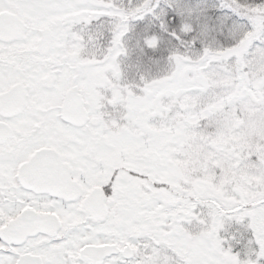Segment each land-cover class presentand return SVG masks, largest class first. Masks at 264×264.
<instances>
[{
  "label": "snow or ice",
  "instance_id": "snow-or-ice-1",
  "mask_svg": "<svg viewBox=\"0 0 264 264\" xmlns=\"http://www.w3.org/2000/svg\"><path fill=\"white\" fill-rule=\"evenodd\" d=\"M0 264H264V0H0Z\"/></svg>",
  "mask_w": 264,
  "mask_h": 264
}]
</instances>
